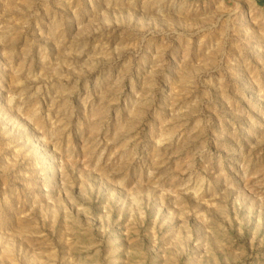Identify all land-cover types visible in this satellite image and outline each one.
<instances>
[{"label": "rangeland", "instance_id": "374dc122", "mask_svg": "<svg viewBox=\"0 0 264 264\" xmlns=\"http://www.w3.org/2000/svg\"><path fill=\"white\" fill-rule=\"evenodd\" d=\"M0 264H264V6L0 0Z\"/></svg>", "mask_w": 264, "mask_h": 264}, {"label": "water", "instance_id": "95a60500", "mask_svg": "<svg viewBox=\"0 0 264 264\" xmlns=\"http://www.w3.org/2000/svg\"><path fill=\"white\" fill-rule=\"evenodd\" d=\"M259 5L264 6V0H256Z\"/></svg>", "mask_w": 264, "mask_h": 264}]
</instances>
